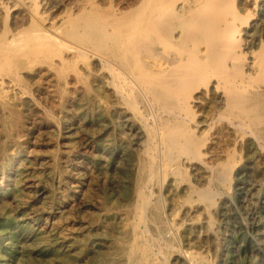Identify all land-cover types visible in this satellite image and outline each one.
<instances>
[{"label": "rangeland", "instance_id": "374dc122", "mask_svg": "<svg viewBox=\"0 0 264 264\" xmlns=\"http://www.w3.org/2000/svg\"><path fill=\"white\" fill-rule=\"evenodd\" d=\"M127 1L0 0V8L5 7L0 9V40L32 23L64 36L73 16H112L145 5V0ZM241 14L246 21L243 38L249 44L245 52L252 59V52L264 45V0H243ZM43 45H28L21 52L23 66L3 65L0 73V264H126L135 227L142 226L143 213L135 203L144 189L146 176L142 179L140 167L149 160L150 134L131 97L117 92L98 58L60 45ZM262 60L252 81L264 79V54ZM206 89L201 87L195 103L201 123L197 134L211 140L225 127L227 135L221 142L209 140L208 149L202 148L205 158L213 164L236 158L241 173L229 197L217 196L216 204L208 205L195 191L209 182L203 161L183 154L167 160L163 188L155 185L154 191L167 202L164 216L183 250L167 256L171 264L198 260L201 264H264V148L250 129L237 131L219 119L225 109L224 95ZM139 106V111L149 113L148 104ZM169 117L165 115L162 122L167 124ZM150 122L151 129L158 131L160 123ZM154 257L151 264H166L162 256Z\"/></svg>", "mask_w": 264, "mask_h": 264}, {"label": "bare ground", "instance_id": "6f19581e", "mask_svg": "<svg viewBox=\"0 0 264 264\" xmlns=\"http://www.w3.org/2000/svg\"><path fill=\"white\" fill-rule=\"evenodd\" d=\"M121 3L122 1H120ZM143 4L145 5H141L139 9L127 13L121 11V7L118 5L120 11L112 16H104L100 13L86 15L83 13L81 16H73L69 19L70 27L68 31L64 32V36L59 35L58 30L53 32L54 34L50 33L48 27L42 28L37 23H32L29 28L11 33L10 37H8L9 34L5 35L6 39L0 40V73L3 65H9L10 68L21 66L23 64L22 50L32 43L35 45V42L44 43L43 46L46 44L60 45L68 49L69 52L74 51L86 57L92 55V58L94 55L101 61V65L109 71L111 79L114 80L115 84L113 83V85H116L117 92L124 97L127 95L131 97V104L138 110L137 114L140 115L144 129L146 127L150 134L147 140L151 146V149L147 147L150 150L149 160L140 164L142 179L146 176L143 181L144 186L142 184L144 189L141 188L142 195L135 203V206L143 213L142 226L139 229L135 227L133 233L135 238L132 242L130 241L126 250L128 256L126 264H151L154 256H162L166 259V264H171L169 261L171 257L169 258L167 254L174 250L183 252L182 242L175 237L173 234L175 232L171 230L169 222L165 219L167 202L162 193L158 195L155 193L154 186L157 185L162 190L165 183V168H168L166 167L167 160L175 159L183 154L191 159L197 158L203 161L210 173L207 186L194 189L199 195L196 196L208 205H215L217 196L221 199L229 197L227 195L229 191H233L237 186L234 179L239 177L241 167L238 166L236 158L226 159L225 162L219 164H213L208 161L209 159L206 160V153L202 148L207 146L208 149L210 138L203 139L197 134L201 127V123L196 119L198 112L195 109V103L199 99L197 94L203 86L207 88L206 92L213 88L221 91L225 98V109L222 112L219 111V119H224L228 122V126L237 131L246 132L250 129L253 134L251 135L264 148V79L262 81L259 79L257 82L252 81L251 77L257 67L262 68V64L259 62L263 61L264 45H261L259 51L252 50L254 56L252 59H247L245 50L249 49V44L243 38L246 28L245 17L241 14L243 0H145ZM39 16L42 15L39 14ZM60 28L58 29L61 30ZM41 49L43 50V47ZM30 52L35 55L34 52ZM25 57L24 59H29V56ZM1 79H3L2 76ZM2 84L4 85V83ZM140 104L144 107H147L148 104V114L142 110L139 111ZM132 105L130 107L134 110ZM6 109L9 111V107ZM165 115L171 117H169L170 124L162 122L165 120L163 119ZM150 120H153V123H160L161 126L155 124L160 127L159 130H163L162 127L165 126H167V130L164 128L166 131L160 132L161 130L151 129ZM225 130L226 128L222 127L211 136L213 137L211 140L224 141L227 135ZM144 151L147 150L144 149ZM196 196L195 198H197ZM132 215L134 216V214ZM121 241L123 240L121 239ZM176 242L180 247H176ZM121 245L123 244L121 243ZM124 246L123 248H126ZM179 255L181 256V254ZM192 258L190 259L192 260ZM186 259L188 258L186 257ZM198 263L199 260L196 264Z\"/></svg>", "mask_w": 264, "mask_h": 264}]
</instances>
